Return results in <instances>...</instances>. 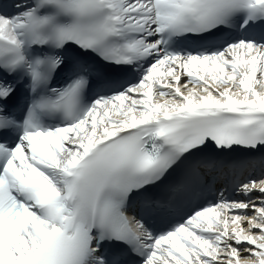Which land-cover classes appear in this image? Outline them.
<instances>
[{
    "label": "snow or ice",
    "instance_id": "snow-or-ice-1",
    "mask_svg": "<svg viewBox=\"0 0 264 264\" xmlns=\"http://www.w3.org/2000/svg\"><path fill=\"white\" fill-rule=\"evenodd\" d=\"M0 264H264V0H0Z\"/></svg>",
    "mask_w": 264,
    "mask_h": 264
}]
</instances>
